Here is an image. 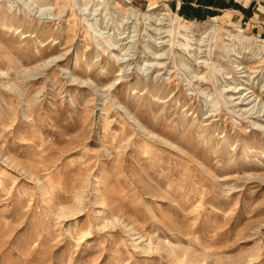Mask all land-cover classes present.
I'll list each match as a JSON object with an SVG mask.
<instances>
[{
  "label": "rangeland",
  "instance_id": "1",
  "mask_svg": "<svg viewBox=\"0 0 264 264\" xmlns=\"http://www.w3.org/2000/svg\"><path fill=\"white\" fill-rule=\"evenodd\" d=\"M210 1L0 0V264H264V0Z\"/></svg>",
  "mask_w": 264,
  "mask_h": 264
},
{
  "label": "crops",
  "instance_id": "2",
  "mask_svg": "<svg viewBox=\"0 0 264 264\" xmlns=\"http://www.w3.org/2000/svg\"><path fill=\"white\" fill-rule=\"evenodd\" d=\"M213 2L216 3V1H214V0H213ZM152 3H157V2L153 1ZM183 3H184V7H183ZM196 3H197V0H178L177 9L182 10V12L188 14L189 16H198V15L203 14L205 12L211 13L210 9H214L211 6L212 2L210 0H207V2H206V4L209 5V8L207 10H204L206 8V6H203V5L198 6Z\"/></svg>",
  "mask_w": 264,
  "mask_h": 264
},
{
  "label": "bare ground",
  "instance_id": "3",
  "mask_svg": "<svg viewBox=\"0 0 264 264\" xmlns=\"http://www.w3.org/2000/svg\"><path fill=\"white\" fill-rule=\"evenodd\" d=\"M129 7H130V9L131 10H134V8H133V6H131V5H129ZM150 16V15H149ZM150 19H151V17H150ZM158 21H159V19H157ZM156 20V21H157ZM157 21V22H158ZM214 20H212V22H213ZM157 22H156V25H158L159 24V22H158V24H157ZM213 27H214V25H213ZM183 28L186 30V35H188V34H191V33H194L195 32V29H197V27L195 26L194 28H192V26L190 25V23L189 22H187V21H185L184 22V25H183ZM227 33H229L228 35L229 36H232L233 34H232V30H230V29H227ZM194 37V36H193ZM234 37V36H233ZM190 38V37H189ZM231 38V37H230ZM193 39V38H192ZM203 40V39H202ZM199 42H200V40H199ZM203 42V41H202ZM201 43V42H200ZM199 43V45H201ZM185 45H187V44H185ZM183 46V47H186V46ZM154 49L156 50L155 51V55H156V57H157V59H162V57L164 56V54H165V52L166 51H161V49H158L157 47H154ZM163 49V48H162ZM198 51H199V49H198ZM198 55H199V53H198ZM155 57V58H156ZM125 59H122V61H123V63L126 61H124ZM151 65V64H150ZM157 65V64H156ZM241 89H244V88H241ZM229 91H233V90H229ZM241 98V97H240ZM250 97H248V94L245 96V98L243 97V101H245V100H248ZM250 100V99H249Z\"/></svg>",
  "mask_w": 264,
  "mask_h": 264
}]
</instances>
